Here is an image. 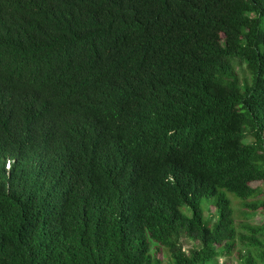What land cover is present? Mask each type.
Instances as JSON below:
<instances>
[{"label":"trees","instance_id":"trees-1","mask_svg":"<svg viewBox=\"0 0 264 264\" xmlns=\"http://www.w3.org/2000/svg\"><path fill=\"white\" fill-rule=\"evenodd\" d=\"M263 186L264 0H0V264H264Z\"/></svg>","mask_w":264,"mask_h":264},{"label":"rangeland","instance_id":"rangeland-1","mask_svg":"<svg viewBox=\"0 0 264 264\" xmlns=\"http://www.w3.org/2000/svg\"><path fill=\"white\" fill-rule=\"evenodd\" d=\"M238 74L241 78H244L246 76H248V73L245 69L244 66L238 67ZM263 192H264V186H263ZM235 197L233 195H230V200L232 202L233 205V211H234V221L236 224V230H238L240 233H243L244 229H243V225L245 224H258L259 222H261L264 218V213L263 211H257L253 214H251L250 212L242 209L239 205H237L235 202ZM263 200H264V196H263ZM204 210H205V205L203 206ZM184 212L187 213V210L184 209ZM208 216L213 218V210L212 208L209 209V211H207ZM193 246V243L190 241H183V249L184 250H188ZM151 247H153V254L157 257L162 258L163 256V252H160V250L156 249V245L152 244ZM241 250L240 246L238 245V247L235 248V253L232 257H230L229 259H226V261L230 264H238L237 261V251ZM242 251V250H241ZM237 254V255H236ZM221 261V260H220ZM165 263V262H164Z\"/></svg>","mask_w":264,"mask_h":264}]
</instances>
